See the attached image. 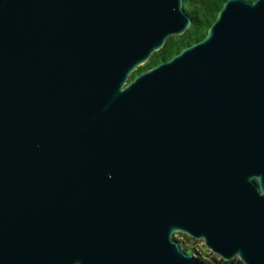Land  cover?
<instances>
[{
    "label": "water",
    "instance_id": "water-1",
    "mask_svg": "<svg viewBox=\"0 0 264 264\" xmlns=\"http://www.w3.org/2000/svg\"><path fill=\"white\" fill-rule=\"evenodd\" d=\"M184 0H0V264H264V0L131 75Z\"/></svg>",
    "mask_w": 264,
    "mask_h": 264
},
{
    "label": "trees",
    "instance_id": "trees-1",
    "mask_svg": "<svg viewBox=\"0 0 264 264\" xmlns=\"http://www.w3.org/2000/svg\"><path fill=\"white\" fill-rule=\"evenodd\" d=\"M226 0H184V8L192 18V24L189 29L182 35H172L168 38L164 47L155 52L152 58L145 64L141 65L130 77L132 79L138 72H141L157 63L162 59L171 58L176 52L184 46L202 39L206 36L212 22L216 19L219 10ZM252 1V0H251ZM190 240L186 234L178 233L177 240L183 250L199 256L203 264H243L240 259L224 260L215 256L209 250L205 253L199 252L194 246H187L185 241ZM190 248L192 250L190 251Z\"/></svg>",
    "mask_w": 264,
    "mask_h": 264
},
{
    "label": "rangeland",
    "instance_id": "rangeland-1",
    "mask_svg": "<svg viewBox=\"0 0 264 264\" xmlns=\"http://www.w3.org/2000/svg\"><path fill=\"white\" fill-rule=\"evenodd\" d=\"M185 243H186L187 246H194V247H196L199 250V252H201V253H205V250H208V249H206V247H205V245L203 243V240H195V239L191 238L190 240L189 239L186 240ZM191 250H192V248H190V251ZM214 255L215 256H218L217 254H214Z\"/></svg>",
    "mask_w": 264,
    "mask_h": 264
}]
</instances>
